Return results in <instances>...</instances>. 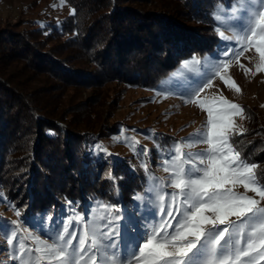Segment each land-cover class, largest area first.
I'll use <instances>...</instances> for the list:
<instances>
[{
  "label": "trees",
  "instance_id": "1",
  "mask_svg": "<svg viewBox=\"0 0 264 264\" xmlns=\"http://www.w3.org/2000/svg\"><path fill=\"white\" fill-rule=\"evenodd\" d=\"M65 1L71 12L59 19L0 28V187L8 200H21L26 216L67 200L120 197L126 203L128 191L143 190L141 170L109 164L94 151L102 136L116 132V123L95 127L89 115L99 112L75 110L79 103L66 107L85 88L103 97L102 88L113 81L122 84L115 95L125 86H155L182 58L204 55L216 40L214 3L224 0ZM32 76L55 91L34 90ZM254 112L232 142L264 176V129L255 125Z\"/></svg>",
  "mask_w": 264,
  "mask_h": 264
},
{
  "label": "snow or ice",
  "instance_id": "2",
  "mask_svg": "<svg viewBox=\"0 0 264 264\" xmlns=\"http://www.w3.org/2000/svg\"><path fill=\"white\" fill-rule=\"evenodd\" d=\"M63 3L60 0L61 6ZM229 7L231 14L227 19L233 22L229 25L232 34L225 35L219 27L216 31L221 40L234 41L236 47L224 50L228 59L213 64L211 73L191 81L180 93L183 103L207 112V121L168 150L161 165L168 173L165 179L148 177L151 185L146 191L155 194L149 202L160 218L150 226L140 225L142 242L130 245L132 250L121 255L122 236L114 226L121 216L113 215L120 209L101 205L107 216H100V223L93 220L90 228L76 233L69 231L71 224L65 221L63 230H57L47 240L27 229L22 235L18 221H11L17 227L4 234L14 253L10 259L19 264H264V176L257 174V164L243 159L230 143L233 135L243 131L235 125L234 116L245 119L244 109L223 96L211 101L201 98V93L213 86L214 78L239 94L241 90L227 75L228 69L232 59L239 61L251 49L258 56L256 72L252 74L264 72V0H238ZM222 12L223 7L213 12L215 21L221 24L225 22ZM189 64L200 65L201 60L193 57L182 66ZM250 71L245 69V74ZM138 143L129 145L134 153ZM196 144H206L207 149L183 150ZM141 154L147 156L148 149H142ZM141 167L146 173L149 171L147 164L142 163ZM107 178L115 181L111 171ZM237 187H243L244 192L235 191ZM168 188L172 191H166ZM249 192L254 196H249ZM134 199L140 201L144 197L137 194ZM15 215L21 214L15 211ZM155 215L153 212V219ZM75 221L80 223L82 217L76 216ZM128 227L138 231L135 226Z\"/></svg>",
  "mask_w": 264,
  "mask_h": 264
},
{
  "label": "rangeland",
  "instance_id": "3",
  "mask_svg": "<svg viewBox=\"0 0 264 264\" xmlns=\"http://www.w3.org/2000/svg\"><path fill=\"white\" fill-rule=\"evenodd\" d=\"M237 2L238 0H224L214 3L212 17L213 12L218 7H223L221 15L225 17V22L223 24L218 23L213 17L216 40L212 48L204 55H190L182 58L155 86H125L124 89L120 90V94L115 95V90L122 88V84L113 81L102 88V91L105 92L103 97H100L93 90L85 88L78 97L69 100L71 103L66 107V110H71L72 103H79L75 110L86 108L101 114V117L89 115L95 127L100 126L98 124L103 120L105 126H112L113 123H116V132L102 136L95 145L94 151L100 157L107 158L109 164L116 160L126 163L133 170L135 168L141 170L145 185L143 190L137 194L144 199L138 201L134 199L137 194L128 191L129 201L126 203H123L120 197H116L110 203L100 198L67 200L53 211L26 216L21 211L23 206L21 200L17 203L8 200L3 188L0 187V264H19V261L9 258L10 254L14 253L13 249L7 245L4 235L5 233L10 234L12 227H20L22 235L24 234L23 230L27 229L33 235H39L41 239L47 240L49 237L55 236L57 230L62 231L64 222L69 221L71 224L69 231L80 233L86 227L90 228V222L93 220L100 223L99 217L107 216L101 205L115 206L120 209L118 213H113V215L121 216L120 221L114 222V226L119 228L122 236L121 255L132 250L130 245L142 242L140 233L143 232V228L140 225L147 224L150 226L158 222L160 218L158 210L149 202L154 200L155 194L146 191L151 185L148 177L151 175L165 179L168 173L162 170L161 165L168 156V150L176 142H180L191 133L196 132L207 121V112L196 105L183 103V97L180 93L185 91L186 85L191 81L200 80L204 75L211 73L214 70L213 64H219L228 59L223 55L224 50L228 47H236L234 41L221 40L216 29L219 27L221 31L225 32V35L232 34L229 25L233 22L227 17L231 14L229 5H234ZM69 12H71V7L65 0L62 6L60 0H0V28H26L27 24L24 21L29 18L42 19L43 22L46 18L59 19ZM15 22L19 24H14ZM16 25L18 26L15 27ZM193 57L200 59L201 64L182 66L185 61H191ZM257 63L258 56L255 49L245 52L239 61L232 59L227 75L239 86L241 90L239 94L234 89L226 87L219 78H214L213 86L201 93V98H206L209 101L215 97L223 96L230 102L239 104L244 109L245 119H240L238 115L234 116V123L243 131L246 128L247 114L250 110L255 111L254 120L258 122L255 125H260L264 129V107H262L264 105V72L252 74L256 72L255 65ZM240 65L244 67L242 68ZM245 69L251 71L246 75ZM35 77H31L30 83L31 87H35L34 90H45L48 94L55 91L52 90L53 87L49 89L44 87L41 76ZM109 86L111 89L108 93ZM64 92L65 94H62L61 98L63 104H68L69 94ZM59 106L61 107V105ZM234 136L230 140L232 145ZM114 137H119V140H114ZM134 141L139 142L135 153L129 147ZM145 147L148 149L147 156L141 154V150ZM206 149V144H196L191 148H183L185 152H199ZM142 163L148 165L149 171L147 173L141 167ZM124 169L123 166L119 173L124 172ZM131 187L129 186L128 189L130 190ZM166 191L171 192L172 189L168 188ZM235 191L242 193L244 189L237 187ZM248 195L254 196L251 192ZM256 198L258 199V197ZM261 203L264 205V202ZM15 211L20 212V217L15 215ZM153 212L156 213L155 219L152 217ZM76 216L82 217L80 223L75 221ZM13 220L18 221L17 226L11 225ZM129 225L135 226L138 231L133 232L128 227ZM27 243L31 246L30 241Z\"/></svg>",
  "mask_w": 264,
  "mask_h": 264
}]
</instances>
